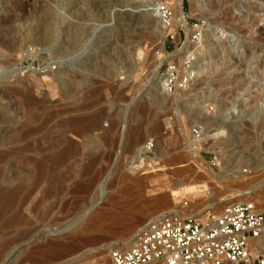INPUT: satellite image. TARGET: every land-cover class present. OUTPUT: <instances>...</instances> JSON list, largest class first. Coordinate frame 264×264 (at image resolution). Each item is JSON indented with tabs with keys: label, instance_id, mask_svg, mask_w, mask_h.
<instances>
[{
	"label": "rangeland",
	"instance_id": "1",
	"mask_svg": "<svg viewBox=\"0 0 264 264\" xmlns=\"http://www.w3.org/2000/svg\"><path fill=\"white\" fill-rule=\"evenodd\" d=\"M165 1L171 2L173 17V0H0V141L13 134L15 143L2 144L0 150L24 144L20 135L26 97L44 99V85L53 75L60 79V92L65 87L73 106L82 109H72L68 116L80 117L76 127L87 129L81 137L69 135L85 147L63 167V190L46 198L37 213L25 211L14 219L9 213L0 215V264L18 245L24 251L14 264H64L98 247L75 264H98L102 255L110 264L104 247L135 235L161 213L186 200L190 212L199 208L203 214L217 215L233 192L228 189H246L264 179V120L249 116L264 97V33L259 30L264 28V0H204L206 6L212 1L216 7L205 11H192L190 0H183V12L194 29L190 48L210 44L200 59L189 57L193 48H182L186 33L180 25L167 30L159 50L162 22L157 8ZM251 16L258 25L252 26ZM215 64L218 70L233 65V74L241 76L237 81H251L249 91L242 93L239 85L219 87ZM201 67L209 76L203 84L199 77L204 74H196ZM191 69L195 76L188 79L184 72ZM167 74L171 82L159 87L158 80L163 77L166 82ZM38 78L43 81L37 80L41 89ZM234 99L236 110L226 113ZM192 112L197 117L189 118ZM64 116L49 129L61 137ZM194 129L201 131L200 137ZM204 136L209 145L199 149L190 145ZM148 142L152 150L142 153ZM33 148L25 153L31 154ZM206 172L225 176L222 184ZM106 177L105 193L99 195ZM178 183L188 184L176 189ZM193 184H204L207 193H194ZM1 185L6 187L0 183V189ZM211 193L216 200H227L216 209L208 208ZM241 199L264 211V186Z\"/></svg>",
	"mask_w": 264,
	"mask_h": 264
},
{
	"label": "bare ground",
	"instance_id": "2",
	"mask_svg": "<svg viewBox=\"0 0 264 264\" xmlns=\"http://www.w3.org/2000/svg\"><path fill=\"white\" fill-rule=\"evenodd\" d=\"M182 1L183 0H173L175 15L173 16V22H172V27H171L170 31L173 30L176 25H180L185 30V33H186V41L184 43L185 46L182 47V48L191 49L193 47L190 48V44L192 42L190 40V36L193 34L194 29L189 25V23H188V21L186 19V16H185V14L183 12ZM190 3H191L192 11H196V10L205 11V10H207L206 8L215 7V4H214L215 2L212 3V1L210 2L209 6H206V3H205L204 0H190ZM157 10H158V8H157ZM247 14H246V16H247ZM159 17H160V20L162 22L160 14H159ZM254 18L252 17L251 18L252 20L249 19L252 22L251 23L252 26L258 25V22L257 23L254 22ZM243 19H244V17H243ZM225 20H227V19H225ZM250 21H249V24H250ZM258 21H262V20L258 19ZM158 22H160V21H158ZM162 23H159V25L160 24L163 25ZM226 23H227V21H226ZM229 23H227V25ZM161 25H160V29L161 30H159L158 41H157L158 42L157 45H158L159 50H161L163 48V45H164V42H165V39H166L167 30H168L167 28H165L164 26H161ZM229 25H231V24H229ZM232 25H233V23H232ZM249 27H247V28H249ZM197 30H196V32H197ZM259 30H260V33H262V34L264 33V28L263 27L259 28ZM199 31H203V29H199ZM46 33H50V32L47 31ZM148 33L150 35L151 34H155V31H148ZM43 36H45V34ZM47 36L48 35H46V37ZM200 36H201V32L196 37L200 38ZM259 37H260V35H259ZM205 42H206V40H205ZM207 42L204 44V46H201V48L197 47V48H193V50H191V51H188V52L191 53L189 55V57L190 56H194V57H196V59H200L206 52H208L207 50L209 49L210 44H209V42L208 43ZM214 43L217 46H219V47L222 46V44H220V43H218V44L216 42H214ZM248 52L251 55L253 54L252 53L253 51L250 48H249ZM245 54H246V52H245ZM263 61L264 60L261 59V62H263ZM238 62H236V63H238ZM90 64H91V62L87 66H90ZM243 64H245V61L243 62ZM160 65H161V62L156 65V69L154 70L155 73L158 71ZM205 68L206 67L199 68L197 70V73H196V74H198V73L204 74V75H202V77L200 76L201 78L198 76L199 79L202 81V84L209 77V76L205 77V75L207 74V73H205ZM215 68L216 69L213 72L216 74V80L218 81L217 85L219 87L227 86V85H237V86L239 85V88L243 89L242 93L245 92V91H249V89H250L249 85L251 84V81L247 82V84L237 81L238 79L241 78V76H239L238 74H233L234 71L236 70L233 65L225 64V66L222 69L218 70V66H216V64H215ZM178 70H180V68H178ZM58 72H60V71H57V74L59 75ZM54 73L56 74V72H54ZM60 73H62V72H60ZM184 73H185L184 76L188 77V79L189 78L192 79V77L195 76V73H194L193 70L192 71L186 70ZM235 75H237V76H235ZM53 76H54V78L51 77L52 79L47 80L46 84L44 83L45 84L44 85L45 93H44V96H43L44 99H40L39 98L38 100H34L35 97L32 99L31 97L29 98V96L26 97L23 94H21L22 96L26 97V101H25L24 98L21 97L22 99H24L23 101H25L24 102L25 103V105H24L25 107L23 106V109L25 108V117H23V118H25V124H24V128H23V133H22V130H21L22 135H20V137H22V140H25V141H24V144H21V146L19 148H17V149H16V147L14 149V148L9 147L7 145L8 146L7 149H5V147H4L5 150H0V183H3L6 186V187H4V186L1 185V189H0V215L9 213V214H12V218L14 219V218H18L19 215H21V214L24 215L23 213L25 211L27 213H32V214L37 213L39 211L38 210L39 209V205L46 198L54 196L57 193V191H59V190H63L62 188H60L61 185L66 181V175L62 171L63 167L65 166V164H67L73 158L75 159V156H77L78 153H81L83 147H85L83 145L81 147L82 148L81 149L77 144H75L69 138L70 134H73V135L77 136V138L81 137V136L85 135L84 133L87 130V129L85 130V128H82L81 125H80L81 126L80 129H79V127H76L77 124L82 121L80 117L79 118H77V117L74 118L73 116H68V115H71V114H68V113L72 112V109L80 110L81 107L73 106L72 101H70L71 95H69V91L67 89H65V87H64V91L60 92V89H58V80L60 81V79H59V77L57 75H53ZM48 77H50V75H48ZM166 77H167V79L165 78L166 82H164V78L163 77L158 80L157 84H158L159 87H161V85H163V84L164 85L167 84V82L170 79V75L167 74ZM41 78H43V77H41ZM33 79H34V77H33ZM46 79H48V78H46V76H44V78L42 80H46ZM37 80L39 81L41 79H39V78L36 79V81H35L36 83H37ZM39 84H38V87L42 86V85L39 86ZM257 85L258 84L256 83L255 86H257ZM32 86H34V85H30L31 88H32ZM29 88H27V90ZM33 89H35V88H33ZM40 89H41V87H40ZM42 90H43V88H42ZM42 90H41V93L44 92V91L42 92ZM19 94H20V92H19ZM36 94H38V91H37ZM31 96H32V94H31ZM262 96H264V95H262ZM41 98H42V96H41ZM256 98H258V97H256ZM72 99L73 98H71V100ZM63 101H66V102H64V104H61L60 102L63 103ZM217 101L220 103V101H222V99L221 98H217ZM233 101H234V103L230 104V106H228L227 109H224L225 112L226 111H231L232 112V111L236 110L237 107H236L235 99ZM241 101L243 102V100H241ZM84 105H85V103H84ZM221 105H222V103H221ZM253 113L254 114L249 115L251 118L255 117V118H259L261 120L262 119L264 120V97L261 98L260 103L258 104L256 109L253 110ZM23 114H24V112H23ZM23 114H22V116H24ZM60 115H65L64 116L65 119L61 122V125H60L63 128V132L62 133L60 132V134L63 135L62 137H61V135L59 136V134H58L59 132L56 133L57 130H55V131L54 130H49L51 128L50 125L53 124L55 119L58 116H60ZM188 116H189V118H194L196 116V114L192 112ZM202 119L206 120V117H202ZM88 120H86V121L88 122ZM86 121H84L83 124H86L85 123ZM207 122L209 123L210 121H207ZM88 125H87V127H88ZM22 127H23V125H22ZM157 128H158V126L154 127L153 131H156ZM60 131H62V129ZM220 132H222V131H220ZM220 132H218L217 134H219ZM19 134H16V135L18 136ZM214 134H216V133H214ZM1 135H3V134H1ZM13 138H14L13 134H12V136H10V135L6 136L5 137V139H6L5 141L4 140L0 141V146L2 144H5V143L6 144H10V143L13 144L14 143V139ZM43 138H45V140ZM20 139H18V140L20 141ZM40 139H43L45 141V143H46L45 146H43V148L39 146ZM207 139H208V136H204L202 138H199V139H197L195 141L190 142V145L191 146L196 145L197 149L203 148L205 145H209L210 144L207 141ZM15 141H16V139H15ZM78 142H79V140H78ZM89 146L90 145H87V147H89ZM211 146H213V145H210L208 147L211 148ZM31 148H33V151H32L31 154L30 153H25L26 151L30 150ZM92 161H94V160H92ZM90 164H92V163H90ZM24 166H28V167H30V169L27 168L28 170L26 169V173L23 172V174H22L21 170L24 168ZM206 174L209 176V178H211L217 184H222L220 179H223L225 177V176L214 177L208 172H206ZM106 183H107V177L103 180V182L101 184H99V193H100L99 195H103L105 193ZM187 184L188 183H178L176 185V189H178V188L182 189ZM261 186H264V179H261V180L253 182V184H251L250 187L246 188V189H239V188L238 189H232V188L228 189V191H230V192L233 191V192L230 193V196L228 197V202L226 204L228 205V204H231V203H242L241 202V200H242L241 198H249V197H251L252 191L256 187H261ZM193 187H194V193H198V194L202 193V192H206L207 193V189H204V187H205L204 184H193ZM226 192L227 191H225V193ZM175 193H178V191H176ZM208 196H209L208 197L209 198V206H208V208H213V209L215 208L216 209V208L219 207L218 204H220V201L222 202L224 200H227L226 198L225 199H221V200H216L214 198V194L212 195V193L210 195L208 194ZM233 199H236V200L234 201ZM18 203H22V205L19 206L18 208H16V205ZM25 204H27V206H24ZM91 209L92 208H90L87 212H89ZM189 209H190L189 206H187V207L181 209V212L184 215L196 216V217H199L201 219L204 218L205 213L203 214V212L205 210H200L198 208V209H195L192 212H190ZM257 211H259V210H257ZM86 213L83 214V216L81 217L80 221H82V219L86 215ZM158 216H156V217H158ZM155 218H153L151 220H154ZM137 234H138V232L135 235L131 236V237L122 238L118 242L109 244V245L104 247L105 251H106L105 253L108 254V252H109L110 264H112L111 251L116 249V248H119V249L128 248L135 241ZM22 246L23 245L15 246L11 251H9V253H7V255L5 256V258L3 259L1 264H14V261L17 260L18 257L20 256V254L24 251V250H22ZM120 246H122V247H120ZM99 249H100V247L92 248V249L88 250L86 253H83V254H81V255H79L77 257H73V258L69 259L64 264H75L77 262L83 261L86 258H88V256L92 252L97 251ZM100 254H102V253H100ZM103 258H104V255H102L101 257L98 258L99 259V263L98 264H107L106 260L103 259ZM85 263H86V261H85ZM90 264H93V263H90Z\"/></svg>",
	"mask_w": 264,
	"mask_h": 264
},
{
	"label": "built area",
	"instance_id": "3",
	"mask_svg": "<svg viewBox=\"0 0 264 264\" xmlns=\"http://www.w3.org/2000/svg\"><path fill=\"white\" fill-rule=\"evenodd\" d=\"M158 12L170 30L171 2L160 4ZM197 129L193 132L200 137ZM152 148L148 142L142 153ZM187 206L185 200L143 224L128 248L111 251L112 264H264V211L255 203H231L202 219L184 215Z\"/></svg>",
	"mask_w": 264,
	"mask_h": 264
}]
</instances>
